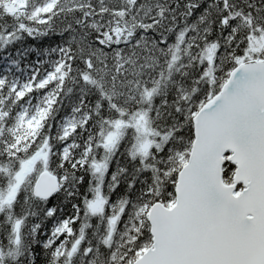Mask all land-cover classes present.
I'll return each mask as SVG.
<instances>
[{
	"label": "snow or ice",
	"instance_id": "snow-or-ice-1",
	"mask_svg": "<svg viewBox=\"0 0 264 264\" xmlns=\"http://www.w3.org/2000/svg\"><path fill=\"white\" fill-rule=\"evenodd\" d=\"M0 264H264V0H0Z\"/></svg>",
	"mask_w": 264,
	"mask_h": 264
}]
</instances>
